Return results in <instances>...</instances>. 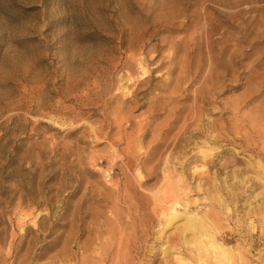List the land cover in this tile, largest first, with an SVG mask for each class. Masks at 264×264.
I'll use <instances>...</instances> for the list:
<instances>
[{
    "label": "rangeland",
    "instance_id": "1",
    "mask_svg": "<svg viewBox=\"0 0 264 264\" xmlns=\"http://www.w3.org/2000/svg\"><path fill=\"white\" fill-rule=\"evenodd\" d=\"M0 264H264V0H0Z\"/></svg>",
    "mask_w": 264,
    "mask_h": 264
},
{
    "label": "bare ground",
    "instance_id": "2",
    "mask_svg": "<svg viewBox=\"0 0 264 264\" xmlns=\"http://www.w3.org/2000/svg\"><path fill=\"white\" fill-rule=\"evenodd\" d=\"M125 101H127L128 102V100L127 99H125ZM124 101V102H125ZM160 101V100H159ZM223 129V128H222ZM210 136V135H209ZM198 231V230H197ZM210 247H211V252L213 253V255H217V254H220L221 252H222V250L223 249H221L220 247H218V246H216V245H214V244H211L210 245ZM198 252V251H197ZM223 253V252H222ZM224 254V253H223ZM222 256V255H221ZM225 256V255H224ZM210 262V261H209ZM247 263V262H246Z\"/></svg>",
    "mask_w": 264,
    "mask_h": 264
}]
</instances>
